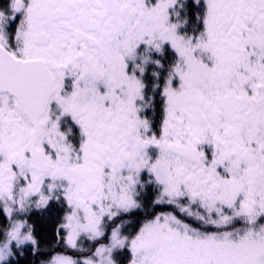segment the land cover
I'll return each instance as SVG.
<instances>
[{
    "label": "snow or ice",
    "instance_id": "1",
    "mask_svg": "<svg viewBox=\"0 0 264 264\" xmlns=\"http://www.w3.org/2000/svg\"><path fill=\"white\" fill-rule=\"evenodd\" d=\"M0 264H264V0H0Z\"/></svg>",
    "mask_w": 264,
    "mask_h": 264
}]
</instances>
